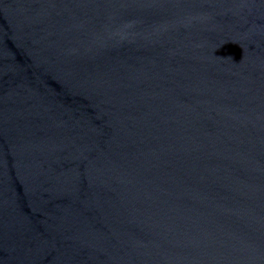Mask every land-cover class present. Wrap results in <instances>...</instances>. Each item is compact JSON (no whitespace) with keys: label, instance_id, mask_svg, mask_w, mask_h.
<instances>
[{"label":"water","instance_id":"95a60500","mask_svg":"<svg viewBox=\"0 0 264 264\" xmlns=\"http://www.w3.org/2000/svg\"><path fill=\"white\" fill-rule=\"evenodd\" d=\"M0 264H264V0H0Z\"/></svg>","mask_w":264,"mask_h":264}]
</instances>
